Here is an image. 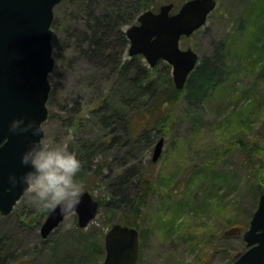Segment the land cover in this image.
I'll return each mask as SVG.
<instances>
[{
  "label": "rangeland",
  "instance_id": "rangeland-1",
  "mask_svg": "<svg viewBox=\"0 0 264 264\" xmlns=\"http://www.w3.org/2000/svg\"><path fill=\"white\" fill-rule=\"evenodd\" d=\"M83 1L64 0L55 7V65L49 75V115L42 124L43 138L68 141L82 161L78 179L105 205L83 231L75 228L73 212L44 238L40 228L47 215L38 219L42 209L25 192L10 214H0V240L14 237V247L26 257L38 246L33 264H77L78 259L81 264H93L99 256L101 262L105 258L109 227L131 219L140 232L137 264L232 262L247 248L243 232L264 191V0H217L206 24L180 45L193 48L200 62L210 60L221 66L222 81L201 100L190 101L186 92L178 95L160 113L167 116V123L144 131L138 129L137 121L132 129L112 122L113 127L104 130L99 114L92 112L102 105L97 103L103 98L104 84L109 97L116 88L121 93L128 87L117 78L110 80L113 66L106 63L110 60L95 58L88 48L90 28L96 22L99 25L106 8L102 2L85 0L83 5ZM150 1L149 9L157 11L160 5L173 2L175 11L186 0ZM137 22V18H124L121 29L126 31ZM110 38L115 50L121 49L113 33ZM123 55V60L130 58L128 47ZM136 57L133 66L140 69L139 74L157 80L145 90L147 94L133 101L144 110L148 99L153 101L169 85L170 77L173 83L174 79L167 62L154 68L142 55ZM134 109L124 111L138 113ZM137 133L142 134L131 138ZM161 136L162 154L153 162ZM113 138L122 140L121 144H114ZM256 139L262 147L249 151ZM84 141L87 147L81 146ZM244 143L250 149L243 150ZM139 176L146 182L140 183ZM138 186L149 191L146 206L135 218L126 205ZM55 244L58 248L53 253Z\"/></svg>",
  "mask_w": 264,
  "mask_h": 264
},
{
  "label": "water",
  "instance_id": "water-1",
  "mask_svg": "<svg viewBox=\"0 0 264 264\" xmlns=\"http://www.w3.org/2000/svg\"><path fill=\"white\" fill-rule=\"evenodd\" d=\"M61 1L0 0V213L3 215L9 214L26 192L20 185L9 186L7 177L10 171L21 168L19 154L33 139L30 132L10 133L8 122L14 116L24 115L43 128L48 117L49 74L55 63L51 26L54 7ZM216 5V0H186L174 13H170L173 3L162 5L158 12L144 11L138 17L139 23L126 30L129 55L143 54L151 66L160 59L168 61L174 84L182 89L199 55L192 48H181L180 39L202 27ZM163 147L162 137L155 144L153 161L160 158ZM98 207L99 201L90 191H84L73 211L80 227H86L96 217ZM66 216L58 207L50 210L40 228L42 237H48ZM243 237L248 249L228 264H264V192ZM105 249L102 264H136L140 257L138 230L114 224L105 235Z\"/></svg>",
  "mask_w": 264,
  "mask_h": 264
},
{
  "label": "trees",
  "instance_id": "trees-1",
  "mask_svg": "<svg viewBox=\"0 0 264 264\" xmlns=\"http://www.w3.org/2000/svg\"><path fill=\"white\" fill-rule=\"evenodd\" d=\"M85 0L82 2L84 5ZM102 2L103 6H105L106 10L102 13L100 16V22L99 25L96 22V24L93 25L91 29V40H89V49L94 53L93 56L95 58H99L101 60L109 59V62L111 66H113L112 72L110 71L109 78L110 80L119 79L123 83L127 84L128 90L126 92L118 93L117 88L115 90V93L113 96H108L105 91L106 84H104L105 87H102V95L103 98L98 101L102 105L99 106L96 110L94 109L92 112H97L100 117L101 125L104 126V130L111 129L112 122L114 118L117 116L121 118H125L124 123L121 124L122 128L124 130L132 129V123L137 121L138 129L140 131H144L145 129H150L151 125L158 124L159 125H165L167 123V116H160V113H162V110L164 106L168 102L173 101V99H176V97L180 94H185V92L188 95V98L191 100H201L205 98L209 91L214 87L215 84H218L222 81V72H220L221 66H218L216 63H213L210 60H202L196 68L191 72L185 87L182 90H179L175 87L173 81L171 80V77L169 79V85L161 90L156 97L152 100L150 98L148 99L145 107H143L144 110H139V105L137 102V105L133 104V101H136L135 99L143 96L146 93V89L149 87L150 84L154 83L157 80L147 78L146 75H140L138 68H135L133 66L134 60L137 58L136 56L130 57L126 60H123V54H124V48H127L129 45V39L126 35V32L121 29V21L125 18L127 20V17L130 19L131 17L137 18L138 15L143 12L144 10H147L152 5V1L150 0H140L139 3L136 4L135 0H93V3ZM105 4V5H104ZM156 7V6H155ZM91 15V14H90ZM92 20L91 16L89 18ZM115 22V28L111 29V23ZM132 22V21H131ZM95 23V22H94ZM114 24V23H113ZM52 27H55V22L53 21ZM111 29V30H110ZM112 31V32H111ZM113 33L115 35V38L117 42L121 43V49L115 50L114 46L111 44V38L110 35ZM95 44L96 47L92 48V45ZM100 56V57H99ZM160 62L166 63L164 60H160L154 68H156ZM107 66L110 67L109 64ZM168 66L171 65L168 63ZM101 67L104 70L106 65L105 62H101ZM108 78V79H109ZM107 79V80H108ZM106 80V81H107ZM107 82H110L109 80ZM121 82V83H122ZM148 83V84H147ZM153 96V93L150 95V97ZM142 98V97H141ZM98 99V98H97ZM80 108V105L78 109ZM135 108V109H134ZM122 109V110H121ZM125 110L134 109L138 113H126ZM81 110V109H80ZM108 112L110 114H108ZM96 114V113H95ZM128 114V115H126ZM141 116L139 120H133L132 117L137 115ZM150 114V116L148 115ZM116 115V116H115ZM104 123V124H103ZM142 133L132 134L131 138H138L141 136ZM128 136V135H126ZM114 144L120 145L122 140L115 141ZM87 147L85 141L81 143V146ZM82 146V147H83ZM249 146V143H244L242 146L243 150H248L250 148H247ZM80 147V146H79ZM260 147H262V144L259 140L256 139L255 144L251 147V150L249 151H255L258 150ZM103 165H101L102 168ZM101 168H98V170H95V173L99 175ZM127 181L129 178H125L124 180ZM139 182L145 183L146 178H143L140 176L137 177ZM149 179V178H148ZM264 188V185H263ZM85 190H88L85 188ZM148 191L149 187L147 189H143L141 186L137 187V196L134 200H132L128 205H126V211L130 215H134L135 218L139 217L141 215V210L144 209V207L147 204L148 199ZM258 197V196H257ZM100 202V207L105 205V200L99 197H96ZM99 207V208H100ZM49 210H40L38 213V219L39 217L43 218L45 215H47ZM77 219V218H76ZM119 223L122 224H128V225H134L135 221L129 219V221H119ZM75 228L79 231H83L84 229L79 227L77 220H75ZM58 243V242H57ZM95 243H91L90 245L94 246ZM15 238L11 236H7V238H4L0 240V264H33L34 257L36 253L39 251L38 246H33L31 248V252L28 257H26V253L17 250L15 247ZM98 247L100 248L102 252H104L103 249V242L99 241ZM54 252L56 253V250L58 248L57 244L54 245ZM20 252V253H19ZM99 254V255H100ZM101 256L96 259V261L93 264H100L101 263ZM82 261L78 259L77 264H81ZM36 264V263H34ZM70 264V263H67Z\"/></svg>",
  "mask_w": 264,
  "mask_h": 264
},
{
  "label": "clouds",
  "instance_id": "clouds-1",
  "mask_svg": "<svg viewBox=\"0 0 264 264\" xmlns=\"http://www.w3.org/2000/svg\"><path fill=\"white\" fill-rule=\"evenodd\" d=\"M10 133L30 132L33 139L19 154L20 169L8 173L9 186L26 189L28 198L38 208L71 215L79 204L85 188L78 179L82 167L79 156L67 140L41 138L43 128L38 121L24 115L8 122Z\"/></svg>",
  "mask_w": 264,
  "mask_h": 264
},
{
  "label": "bare ground",
  "instance_id": "bare-ground-1",
  "mask_svg": "<svg viewBox=\"0 0 264 264\" xmlns=\"http://www.w3.org/2000/svg\"><path fill=\"white\" fill-rule=\"evenodd\" d=\"M124 120H125V118H121L119 116L118 117L116 116L113 120V123H117V124L121 125L124 123ZM161 138H162V136H161ZM136 196H137V191L134 193L133 198L127 204H129L132 200H134L136 198Z\"/></svg>",
  "mask_w": 264,
  "mask_h": 264
}]
</instances>
